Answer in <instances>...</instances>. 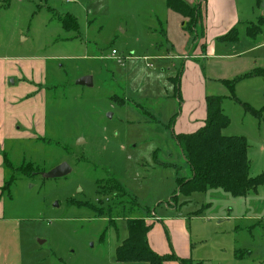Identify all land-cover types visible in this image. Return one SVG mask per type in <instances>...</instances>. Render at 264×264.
Returning a JSON list of instances; mask_svg holds the SVG:
<instances>
[{
    "label": "rangeland",
    "instance_id": "374dc122",
    "mask_svg": "<svg viewBox=\"0 0 264 264\" xmlns=\"http://www.w3.org/2000/svg\"><path fill=\"white\" fill-rule=\"evenodd\" d=\"M184 1L201 4L206 36V0ZM234 5L238 40L208 38V57L189 61L207 95L223 99L231 121L223 135L246 138L256 178L264 77H242L264 70V0ZM169 11L166 0H0V80L9 89L3 105L0 87V264H122L116 251L132 218L153 222L164 239L166 219L185 221L194 253L211 257L204 264H264V186L245 197L209 189L172 200L191 172L168 127L182 111L174 88L184 59L154 58L177 56ZM188 38L183 56L195 48ZM87 76L93 85H79ZM63 163L68 176H42Z\"/></svg>",
    "mask_w": 264,
    "mask_h": 264
},
{
    "label": "trees",
    "instance_id": "16d2710c",
    "mask_svg": "<svg viewBox=\"0 0 264 264\" xmlns=\"http://www.w3.org/2000/svg\"><path fill=\"white\" fill-rule=\"evenodd\" d=\"M166 6L172 12L188 19V22H184L183 29L193 37L194 43L197 44L201 38L205 37L201 4L193 6L184 0H166ZM64 28L69 30L67 27ZM76 28L78 29V23ZM248 35L255 38L257 32L255 33L253 28L249 27ZM218 40L236 42L238 40L237 29H232ZM202 49H205L204 45ZM248 77H264V70L258 69L242 78ZM223 82L232 87L231 81ZM180 90L179 83L174 88L175 95L178 91L179 100L181 99ZM222 100L221 97L215 96L206 98V119L204 125L197 131L176 134L172 130L173 139L191 172L190 178L179 182L177 193L172 200H178L180 197L188 198L194 193L206 192L209 189H222L235 198L245 197L257 193L258 188L264 186V174L256 178L251 177L248 159L249 146L246 138L223 135V130L230 126L231 121L223 113ZM244 106L245 110L253 116L261 117V112L247 105ZM176 118L177 115L171 119L169 128L174 127ZM127 224L128 238L116 251L117 262L122 264H165L167 262L189 264L190 260L177 257L173 251L168 255H159L151 248L148 235L153 225L147 224L145 219L132 218L127 221Z\"/></svg>",
    "mask_w": 264,
    "mask_h": 264
},
{
    "label": "crops",
    "instance_id": "0c3cea01",
    "mask_svg": "<svg viewBox=\"0 0 264 264\" xmlns=\"http://www.w3.org/2000/svg\"><path fill=\"white\" fill-rule=\"evenodd\" d=\"M236 9L237 8L234 5V0H207L205 3L206 16L204 22V25L206 26V36L204 40H202L200 43H197L200 47L199 51L196 47V43H194L195 48L191 56H183V51L190 42L188 34H186L183 29V17L172 12L171 10L168 12L169 17L167 20V42L170 43L177 51V56L170 57L157 54L154 56V58L158 60H165L164 62H167L166 60L169 59H184L182 67L183 75L181 76L180 84L183 94L181 99H178L182 104V111L180 117L176 119L173 128L176 134L193 133L204 125L206 119V98L209 96L207 95L205 88V75H201V70H199L198 64L192 63L189 60L192 59L197 62L202 58H207L208 55H204L203 51H201L202 44H206L208 42V38H211V40H218L220 37L225 36L232 29L236 28V26L240 23L238 13L236 14ZM218 42L221 41L218 40ZM222 43L228 44V42ZM214 52L216 53L215 50ZM185 80L187 83H184ZM5 82L6 78H1L0 87L3 89L1 103H3V105H5L7 102L9 91L8 87L5 86ZM184 115H186V118H183ZM153 220L160 223L164 222V219L157 217L155 219L153 218ZM166 220L170 228H168L169 230L167 229L169 231V233L167 232L169 238H161L160 230L159 233L155 231L153 232L152 230L148 235L149 244L157 254L168 255L172 252L170 249H173V252L177 257L185 260H193L194 262L196 261V264H204L206 261H212L209 253H206V256H203L201 253L202 251L200 250L198 253H194L192 247V238L185 221H176L171 220L170 218ZM151 224L154 225L153 222ZM233 256L236 257L235 252H233ZM240 257L241 256H238L237 258ZM222 262H224V259ZM168 264L176 263L170 262Z\"/></svg>",
    "mask_w": 264,
    "mask_h": 264
},
{
    "label": "water",
    "instance_id": "95a60500",
    "mask_svg": "<svg viewBox=\"0 0 264 264\" xmlns=\"http://www.w3.org/2000/svg\"><path fill=\"white\" fill-rule=\"evenodd\" d=\"M78 84L82 86L93 85V77H83L78 81ZM71 172L72 169L69 167V165L67 163H63L51 170L49 173L43 174L42 176L46 179H58L68 176Z\"/></svg>",
    "mask_w": 264,
    "mask_h": 264
},
{
    "label": "built area",
    "instance_id": "2783aa9c",
    "mask_svg": "<svg viewBox=\"0 0 264 264\" xmlns=\"http://www.w3.org/2000/svg\"><path fill=\"white\" fill-rule=\"evenodd\" d=\"M117 53L116 52H113V55H116Z\"/></svg>",
    "mask_w": 264,
    "mask_h": 264
}]
</instances>
